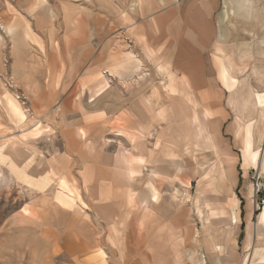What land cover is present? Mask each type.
Here are the masks:
<instances>
[{"label":"crops","instance_id":"crops-1","mask_svg":"<svg viewBox=\"0 0 264 264\" xmlns=\"http://www.w3.org/2000/svg\"><path fill=\"white\" fill-rule=\"evenodd\" d=\"M88 3L97 6L91 22L84 20L89 10L68 1L57 7L65 28L63 77L73 93L66 106L77 118L58 116L64 103L53 107L46 125L21 139L51 132L64 139V150L51 146L49 158L39 151L46 157L39 164L31 150L16 167L5 164L21 188L37 194L5 220L0 264H240V241L242 264H264V210L248 228L254 214L246 200H235L240 173L233 152L264 108V0ZM47 15L53 21L55 10ZM22 25L24 32L6 31L11 77L29 108L41 109L52 96L38 95L33 77L57 75L36 69L38 44L27 38L28 21ZM57 54L49 50V60ZM21 60L25 81L13 67ZM7 94L2 90L0 100ZM3 121L2 129L15 128ZM196 130L211 149H184L185 132ZM239 150L241 168L254 169ZM217 164L230 171L225 185L204 181ZM45 177L44 191L36 189ZM242 204L249 211L239 215ZM218 209L225 214L211 213Z\"/></svg>","mask_w":264,"mask_h":264},{"label":"rangeland","instance_id":"rangeland-1","mask_svg":"<svg viewBox=\"0 0 264 264\" xmlns=\"http://www.w3.org/2000/svg\"><path fill=\"white\" fill-rule=\"evenodd\" d=\"M61 1H68L72 5H74V9L83 8L84 10H89L90 16H85V21L92 20V14L95 15L97 12V6L88 3L90 0H0V93L2 90H5L8 92L6 96L0 100V107L4 109L5 114L0 111L1 118L4 120V126H5V116L7 117L9 123L13 125L15 128H7L11 129L10 134H13L12 136L5 135V128L2 129L4 132L1 134L0 137V146H2L7 141L14 142L11 144V147L21 148L20 156L17 159L9 160V159H0V231H5V220L7 221L10 217L15 215L18 211L23 209V204L26 203L27 200L33 197V195L37 194L36 192H33L29 189H23L21 188V184L25 185L20 179H18L17 176H15L14 173H12L5 164H8L10 167H16L20 161H23L26 158V151L29 152L30 150L33 152L31 157L32 161L35 164H39L42 158H45L47 156L49 158L51 150V146L58 145V150L63 151L65 144L64 139L60 136H57L54 138L53 136L49 137V134H40L37 135V139L35 140H22L21 138H27L29 136L35 135L41 128L42 124L46 125L44 123V119L46 118L47 114L52 113L51 111L56 108L57 105L64 103L65 106H62V109H60L58 116L67 118H77V116L71 111L67 110V104L70 102L69 100H73L70 98V96L73 94L68 90L66 87V78L65 76V69H66V60H64V57H62L64 52V39H65V28L62 22V17L60 15L59 10L57 9L59 3ZM85 1V2H84ZM54 9L56 13V17L53 21L48 20V10ZM75 12V11H74ZM42 16V17H41ZM27 20L30 27V35L27 37L31 40V42L35 45L38 44V46L35 49L39 48V54L40 57V66L36 67L39 70L45 69L46 71H52L53 74L57 75V77H50L49 72H44V76L40 74H36L33 77L34 82H36L39 85V88L37 87L36 90H38V95L46 93L50 96H52V100L49 99V102L51 104H48V106H44L41 109L38 108H29V102L25 100V97H23L22 93L19 91L20 89L15 87V83L12 80L11 77V59L8 57V47L11 41V38L9 37L8 33L6 32L9 27H17L18 30L21 32H24V26L22 25V21ZM51 38L53 41L50 43L49 46H47V42L45 38ZM39 40V41H38ZM37 41V42H35ZM63 49V50H62ZM49 50L57 53L58 57L55 61L49 60L50 57H48ZM62 50V51H61ZM35 51V50H34ZM36 52V51H35ZM25 63L23 60L13 62V67H15L18 76L21 80L25 81L23 79V72L25 70ZM44 65V66H43ZM29 70L33 69L29 66H27ZM20 75V76H19ZM31 80V79H30ZM108 81V79H107ZM13 82L14 88L10 84ZM28 82V81H27ZM109 83V81H108ZM81 84H82V74L78 73L73 78V92L77 93L81 90ZM111 82V86H112ZM95 84L94 82L91 83V86L89 88L90 93L91 91H94ZM12 88V89H11ZM36 88V87H35ZM34 88V89H35ZM19 89V90H18ZM28 90V86L26 88ZM68 90V91H67ZM78 94V93H77ZM70 95V96H69ZM76 96V94H75ZM75 98V97H74ZM22 106H21V105ZM12 106H16L19 113L22 114L21 118H23V121H20L19 119H15L13 117H10L8 108L11 109ZM24 110V111H23ZM26 112V113H25ZM50 112V113H49ZM0 118V119H1ZM18 118V117H17ZM38 124V125H36ZM36 125V126H35ZM32 129L31 131L28 130V128ZM34 127V129H33ZM7 133V132H6ZM50 138L52 141H50ZM184 149L187 152H192V150L200 151L202 148H205L206 145L202 140H195V137L192 132L188 133L185 132L184 135ZM194 142L196 143V146L194 145ZM33 144V146H32ZM230 146H232V143ZM15 146V147H14ZM233 147V146H232ZM239 148H242V143H235V149L233 150L234 159L235 162H237V171L240 173L239 175V183L237 188L234 190L235 200L236 198L238 200L243 201L246 204H250L248 207L250 210H252L253 219L251 221H247L248 228L255 227L257 216L264 210V173H260V170L255 169V167L251 164L250 166H253L254 169L249 168L248 170H244L241 165V152ZM254 149H259L261 154H264V141L262 143H258L256 141ZM41 151L44 153L45 156L41 155L40 157L37 156V153ZM44 151V152H43ZM59 153V151H58ZM59 155V154H58ZM38 157V158H37ZM61 157V156H58ZM8 161V162H7ZM244 166H249L246 163L245 158H243ZM7 162V163H6ZM12 162V163H11ZM219 163V162H218ZM222 164V162H220ZM33 169V168H32ZM31 169V170H32ZM243 169V171H242ZM229 169L225 166H218V164L211 169V171L208 173V177H206V180L204 181H216L218 185H225L228 181L229 177ZM258 177V179H257ZM45 179V180H44ZM210 179V180H209ZM41 180H44L46 183H49V179L47 177L42 178ZM203 181V182H204ZM203 182L200 181L199 184H202ZM224 183V184H223ZM257 186L260 188V190L257 192ZM190 192L193 194V187L190 188ZM214 191V189H213ZM65 190H58L57 197L58 198H65L64 193ZM218 192H221L218 190ZM75 195V194H74ZM186 195H189V190L186 192ZM187 197V196H186ZM252 201V203H251ZM243 206L245 204H242ZM187 207H189L187 205ZM186 207V208H187ZM251 207V208H250ZM201 209V208H200ZM236 213L241 214L244 211L247 212V206H244V209L236 207ZM239 209V211H238ZM202 210V209H201ZM205 210V209H204ZM226 209L216 210L217 213L225 214ZM203 211V210H202ZM215 211H212L211 213L214 214ZM244 212V213H245ZM198 215V214H197ZM200 220L198 218L195 219V222L197 223V227H200ZM203 222V220H202ZM192 224H194L193 221H191ZM241 242V241H240ZM239 242V258L235 261L240 262L242 264V261L245 262L244 258L246 253V250H244L241 247V244ZM244 252V253H242ZM248 262V259L246 260V264Z\"/></svg>","mask_w":264,"mask_h":264},{"label":"bare ground","instance_id":"bare-ground-1","mask_svg":"<svg viewBox=\"0 0 264 264\" xmlns=\"http://www.w3.org/2000/svg\"><path fill=\"white\" fill-rule=\"evenodd\" d=\"M10 111H11V117H14V116L15 117H21L22 116V114L19 113L16 106H12ZM1 132L3 133L4 131L2 130V128L0 126V133ZM5 132L10 133L11 129H6ZM187 132L190 133L191 131H187ZM192 133H193L196 141L202 140L205 143V145H206L205 149H211L212 148L211 143L208 140H206L205 135L202 134V133H204L203 130L202 131L196 130L195 132H192ZM2 137L5 138V136H2ZM2 137H0V138L3 139ZM256 141L258 143H262L264 141V108L258 110V119L256 120V123H254L253 125H251L249 127H246L244 138H243V141L241 142L242 143L241 149L243 151L244 158L245 159L249 158L251 164L255 167V169L260 170V173H264V154H261L259 149H257V150L254 149ZM13 143L14 142H12L10 140V141L5 142L2 146H0V159H4V158L6 159L7 158L9 160H13V159H17L20 156L21 148H16V149L12 148L11 144H13ZM194 145L196 146L195 142H194ZM202 150H200V151H202ZM200 151H195V153L200 152ZM44 180H40V181L36 182V184H35L36 189H39L42 191L47 186L48 183H46ZM154 197L156 198L155 192H154ZM218 210L222 211V209H218ZM212 211H216V210H212Z\"/></svg>","mask_w":264,"mask_h":264},{"label":"built area","instance_id":"built-area-1","mask_svg":"<svg viewBox=\"0 0 264 264\" xmlns=\"http://www.w3.org/2000/svg\"><path fill=\"white\" fill-rule=\"evenodd\" d=\"M257 179H258V177H257ZM260 190V188L257 186V192Z\"/></svg>","mask_w":264,"mask_h":264}]
</instances>
